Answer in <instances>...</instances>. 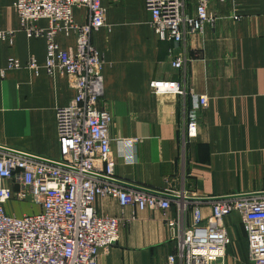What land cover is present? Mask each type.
<instances>
[{
    "label": "crops",
    "instance_id": "0c3cea01",
    "mask_svg": "<svg viewBox=\"0 0 264 264\" xmlns=\"http://www.w3.org/2000/svg\"><path fill=\"white\" fill-rule=\"evenodd\" d=\"M14 1L0 0V30L13 32L11 40L0 38V148L56 160V110L75 93L64 75L47 73L46 41L21 29ZM183 2L185 16H195V0ZM101 5L107 26L90 41L102 60V100L112 116L114 178L171 196L184 192L183 200L264 192V0H210L214 22L179 43L158 39L144 0ZM72 18L86 24L88 12L73 8ZM36 26L46 29L48 22ZM56 42L73 49L74 34L60 33ZM176 57L184 59L179 69L171 65ZM10 61L20 67L9 69ZM32 62L36 68L28 67ZM154 81L177 82L186 94H153ZM191 93L208 103L188 138ZM94 208L119 219L118 240L99 251L97 264H164L176 253L164 221L179 219L174 203L165 212L141 211L99 198ZM203 215L210 217L208 206ZM223 224L230 239L225 264H249L240 217L232 214Z\"/></svg>",
    "mask_w": 264,
    "mask_h": 264
},
{
    "label": "built area",
    "instance_id": "2783aa9c",
    "mask_svg": "<svg viewBox=\"0 0 264 264\" xmlns=\"http://www.w3.org/2000/svg\"><path fill=\"white\" fill-rule=\"evenodd\" d=\"M209 1L195 0L193 17L185 16L183 0H144V4L158 39L179 43L214 22L207 14ZM13 7L26 35L45 39L47 73L64 75L75 95L68 106L56 110L59 159L0 151V264H97L99 251L117 242L119 228L118 218L96 212L94 204L99 198H112L121 208L134 206L141 211L165 212L176 205L179 219L164 221L177 251L164 264H225L230 239L223 222L232 214L241 219L248 263L264 264V196L227 195L195 203L183 200L184 192L171 200L161 196L166 193L148 188L138 187L161 195L123 187L114 178L109 136L112 116L102 100V60L90 41L93 32L107 26L101 0H15ZM73 8L87 10L86 24L74 22ZM39 20H46L48 27L38 28ZM60 33L74 34L73 49L59 48L56 36ZM12 37L13 32L0 30V38ZM183 64L179 57L171 62L176 69ZM19 67L17 61L8 64L9 69ZM28 67L36 65L32 62ZM150 90L153 94H186L177 82L170 81H154ZM190 95L194 106L187 115L188 138L195 136L199 112L208 103L203 95ZM27 201L36 212L17 217L7 211L9 204ZM203 206L210 209L208 219Z\"/></svg>",
    "mask_w": 264,
    "mask_h": 264
},
{
    "label": "water",
    "instance_id": "95a60500",
    "mask_svg": "<svg viewBox=\"0 0 264 264\" xmlns=\"http://www.w3.org/2000/svg\"><path fill=\"white\" fill-rule=\"evenodd\" d=\"M0 151H1V152L14 153L12 150H8V149H5V148H0ZM119 184L122 185L123 187L131 188V189H138V190L144 191V192L149 193V194L161 195V194H157V193H155V192L149 191V190H144V189H142V188H138V187H134V186H128V185L123 184V183H119ZM255 195L264 196V192L255 193ZM161 196H163V197H165V198H169V199H171V200H177V199H178V198L175 197V196H171V195H167V194H162ZM210 200H211V199H203V198H186V201H189V202H195V203H203V202L210 201Z\"/></svg>",
    "mask_w": 264,
    "mask_h": 264
},
{
    "label": "rangeland",
    "instance_id": "374dc122",
    "mask_svg": "<svg viewBox=\"0 0 264 264\" xmlns=\"http://www.w3.org/2000/svg\"><path fill=\"white\" fill-rule=\"evenodd\" d=\"M31 204L27 202L12 203L7 206V211L11 214L14 213L17 217L23 214H32L36 212V208H30Z\"/></svg>",
    "mask_w": 264,
    "mask_h": 264
}]
</instances>
